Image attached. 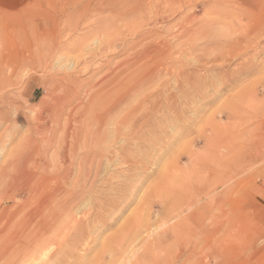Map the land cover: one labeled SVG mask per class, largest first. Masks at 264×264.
<instances>
[{
	"label": "rangeland",
	"instance_id": "rangeland-1",
	"mask_svg": "<svg viewBox=\"0 0 264 264\" xmlns=\"http://www.w3.org/2000/svg\"><path fill=\"white\" fill-rule=\"evenodd\" d=\"M257 27L264 0H0V264H264ZM237 151L225 213L182 192Z\"/></svg>",
	"mask_w": 264,
	"mask_h": 264
},
{
	"label": "bare ground",
	"instance_id": "bare-ground-1",
	"mask_svg": "<svg viewBox=\"0 0 264 264\" xmlns=\"http://www.w3.org/2000/svg\"><path fill=\"white\" fill-rule=\"evenodd\" d=\"M253 12V11H252ZM252 14H254V13H252ZM258 15V14H257ZM246 17H248V15L246 16ZM249 17H251V15L249 16ZM253 19H254V17H252ZM249 20V19H248ZM124 22V21H123ZM137 22V21H136ZM126 25V24H125ZM129 25V24H128ZM252 29V28H251ZM133 30V29H132ZM131 29H129V31H132ZM138 30V29H137ZM115 31V30H114ZM116 31H117V29H116ZM254 31H255V34H261V33H264V30H262V28H260V27H257V28H255L254 29ZM121 35V34H120ZM122 36V35H121ZM260 36V35H259ZM120 37V36H119ZM118 37V38H119ZM114 38V37H113ZM120 39V38H119ZM114 43L115 42H113V41H111L110 40V42H109V45H108V47L109 48H111V47H113V45H114ZM262 145L260 144V143H258L257 142V144H256V149H257V151H255L256 153L254 154V156L256 157H259V155L262 153V150H264L263 149V146L261 147ZM261 147V148H260ZM199 156V155H198ZM240 157V152H238L237 151V153L236 154H234L233 156H230V157H226L225 158V160H221V159H219V158H215L214 160H213V165H210V164H208L207 162H206V160H205V158L206 157H204V158H202L201 157V161H202V163H201V161L199 160H197L198 161V166L196 165V167L194 166V167H192V171L190 170V168H189V170L188 171H191L190 173H191V175H189V174H186V175H189V176H186L185 174H184V176H186L185 178H183L182 177V186H181V190H182V192L183 191H185V190H187V188L190 186H194L195 188H199L200 187V183H202V185H203V183H205V184H207V187H206V189H207V191L206 192H204V191H202V192H204L203 194V197H205V196H208V194H210L211 192H213V190L216 188V187H218V186H224V190H223V192H222V195H224V198H226V199H221V197H216L215 199L213 198V200L211 201V202H213V204H214V202H215V205H217L216 206V211H218V212H220V213H225L224 211V207L225 206H227L226 204H227V195H229L230 194V192H231V190H232V186H231V184H230V181H232V179L234 178V176H236V173L233 171V169H231V166H233V165H235V167H236V165L237 164H239V165H241V164H243L242 163V161H240V162H238V163H236L235 164V162H237V157ZM191 159V158H190ZM197 159V158H196ZM200 162V163H199ZM252 163V162H251ZM197 164V163H196ZM190 165V164H189ZM246 167V166H245ZM244 167V168H245ZM238 168V167H237ZM243 167H240L239 168V172H242L243 171V169H242ZM247 169V168H246ZM186 170V169H185ZM184 170V171H185ZM183 171V172H184ZM238 175V174H237ZM240 175V174H239ZM244 177V176H243ZM242 177V178H243ZM249 178H250V176H249ZM184 179V180H183ZM246 179H248V178H246ZM237 180V179H236ZM213 182H217V186L216 187H213ZM234 182H238V181H234ZM166 186V185H165ZM197 186H199V187H197ZM215 186V185H214ZM234 187V186H233ZM223 188V187H222ZM192 189V188H191ZM235 190H236V188H234ZM77 190V189H76ZM80 190V189H79ZM78 190V191H79ZM189 191V190H188ZM234 191V190H233ZM232 191V192H233ZM174 192V191H173ZM172 192V193H173ZM231 192V193H232ZM46 193V192H45ZM199 193V192H198ZM243 193V192H242ZM52 194V193H51ZM179 194V193H178ZM183 195V194H182ZM199 196V195H198ZM201 196V195H200ZM183 197V196H182ZM196 197V196H195ZM98 198V197H97ZM197 198V197H196ZM49 199V198H48ZM104 199V198H103ZM200 199H203L202 198V196H201V198ZM199 198H197V199H195V198H191L189 201H188V203H187V206L188 207H192L194 204H195V202L196 201H199L200 200ZM230 199V198H229ZM100 200V199H99ZM99 200H97V201H99ZM45 201V200H44ZM100 201H102V200H100ZM180 201V200H179ZM50 202V201H49ZM229 202V201H228ZM48 203V202H47ZM97 204V203H96ZM232 204H234V203H232ZM232 204H230V205H232ZM50 205V204H49ZM100 205V204H99ZM205 206V205H204ZM207 207V206H206ZM230 207V206H229ZM101 208V207H100ZM208 208V207H207ZM234 208V207H233ZM43 209V208H42ZM228 209V208H227ZM227 209H226V211H227ZM231 208H229L228 210H230ZM204 211H205V209H203ZM210 210V209H209ZM231 211V210H230ZM229 211V212H230ZM201 214V213H200ZM234 214V213H233ZM196 215V214H195ZM215 215V214H214ZM220 215H222V214H220ZM219 215V216H220ZM223 215H225V214H223ZM229 215V214H228ZM235 215H236V213H235ZM204 217V216H203ZM214 217V216H213ZM222 217V216H221ZM225 217V216H224ZM223 217V218H224ZM229 217V216H228ZM228 217H225V218H228ZM231 217V216H230ZM236 217V216H235ZM70 218V217H69ZM217 218V217H216ZM238 218V217H237ZM218 219V218H217ZM233 219V218H232ZM223 220V219H222ZM91 221V220H90ZM224 221V220H223ZM239 223V222H238ZM240 223H241V221H240ZM240 223H239V225H240ZM59 224V223H58ZM233 225V224H232ZM45 227V226H44ZM42 228V227H41ZM225 228V227H224ZM229 228V227H228ZM220 229V228H219ZM229 230V229H228ZM216 231V230H215ZM214 231V232H215ZM226 231V230H225ZM219 232V231H218ZM229 232V231H228ZM227 233V232H226ZM225 233V234H226ZM224 234V235H225ZM226 236V235H225ZM223 237V236H222ZM43 238V237H42ZM226 238H227V236H226ZM207 241V240H206ZM229 241V240H228ZM209 242V241H208ZM214 242V241H213ZM223 243V242H222ZM213 244V243H212ZM225 244V243H224ZM207 247V246H206ZM208 247H211V245L209 246V244H208ZM214 247V246H213ZM212 248V247H211ZM221 248V247H220ZM225 249V248H224ZM212 250V249H211ZM218 250V249H217ZM214 251V250H213ZM219 251V250H218ZM31 252V251H30ZM210 253V252H209ZM218 253V252H217ZM223 253V252H222ZM219 254V253H218ZM221 254V253H220ZM219 254V255H220ZM23 255V254H22ZM21 257V256H20ZM217 257V256H216ZM211 258V257H210ZM214 259V258H213ZM17 260V259H16ZM207 260V259H206ZM217 260V259H216Z\"/></svg>",
	"mask_w": 264,
	"mask_h": 264
}]
</instances>
